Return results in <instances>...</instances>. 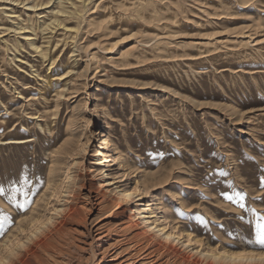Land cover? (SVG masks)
I'll use <instances>...</instances> for the list:
<instances>
[{
    "label": "rangeland",
    "instance_id": "374dc122",
    "mask_svg": "<svg viewBox=\"0 0 264 264\" xmlns=\"http://www.w3.org/2000/svg\"><path fill=\"white\" fill-rule=\"evenodd\" d=\"M34 1L47 0H0V220L13 221L0 257L65 202L81 221L44 264H174L132 238L143 230L132 208L152 202L190 247L234 251L237 264L260 253L250 240L264 217V0L77 1L72 28L48 33L53 59L7 29L10 8L34 27L54 18L57 0ZM117 190L133 194L125 208L108 201ZM237 193L244 209L226 199ZM176 246L200 264L230 262Z\"/></svg>",
    "mask_w": 264,
    "mask_h": 264
},
{
    "label": "bare ground",
    "instance_id": "6f19581e",
    "mask_svg": "<svg viewBox=\"0 0 264 264\" xmlns=\"http://www.w3.org/2000/svg\"><path fill=\"white\" fill-rule=\"evenodd\" d=\"M77 1H81L82 6L86 5V0H57L59 8L56 7L58 8V10H56L55 13L53 12L54 14H56L54 18H49L48 20L42 19V21H40V23L37 24L36 27L25 24L22 21V19L20 20L21 16L20 14L15 12L16 10H12L11 8L10 10H4V12L6 13L7 20L10 21V25L7 27V29L8 30L11 29L12 31L13 30L17 31L16 33L19 32V35H22V37L26 40L28 45L34 48L36 51H38L40 53L39 55H41L42 58L46 59L50 57L51 59H53V56L51 54L52 53L51 47H50L51 46L50 45L51 35L48 33L53 32V29L57 26L62 25L63 27H66V28L69 27L64 21L79 14L80 10L78 9L79 8L78 5L80 6V4H78ZM45 2H51V0H47ZM45 2L44 1L43 2L34 1L32 4H29V3H26V4H29L28 6L30 7L36 8L37 6H40L41 4H44ZM67 3H69V5ZM58 14L59 16L62 15L64 17L59 18ZM40 27L42 28L44 39L38 41L36 36H34L33 34H35V32L37 31V28H40ZM70 27L72 28V26ZM19 40H18V43L22 45ZM14 54L15 56H17L16 53H13V55ZM16 58H19V57L17 56ZM52 63L53 61L51 62V64ZM35 69L34 71H36ZM53 75L54 73L52 74L48 72L46 74V77H43V78H46V82L51 85L53 84L52 83L53 78H51V77H54ZM24 140L25 139L21 140L20 138L19 140H16V141H24ZM12 141L14 140L12 139ZM53 171L55 170L53 169ZM112 183L113 182L105 181L103 185L108 186ZM107 189H109V187H107ZM116 192L118 195L116 198L108 199V201L111 202L112 206L114 205L120 206V203H123L121 206L125 208L126 206L124 205V203L134 198L131 191H127V190L118 191L117 190ZM140 194H143V192H140ZM157 205H158L157 202H152V203L143 204L141 206H138L135 209L132 208V210L135 212L134 215L137 216L138 220L141 219L140 221L143 223V230L136 232L134 235H132V238H134V240L137 239L139 241L143 240V242H146L147 244H152V246L150 247L153 248L152 251H157L156 252L157 257L162 256L163 255L162 251H163L167 255H171L174 257L178 256V258L177 259L174 258V260H172L171 263L200 264L199 263L200 261L198 259H191V257L186 255L187 253L181 254L179 252L181 250H179V248L176 246V243H177V245L180 244L184 248H189L191 251L198 253V255L206 259V261L224 259L225 261L229 260L230 261L229 264H237L235 263L236 260L232 259V257H237V254L234 251L225 250L224 253L220 254L215 249L210 248L209 245L208 246L206 245V247L202 249L196 248L194 245L190 247L191 244H193V240H194V237L191 235V233L190 232L185 233L186 230H182V232H179V230L177 231L175 229L168 228L169 224L162 223L158 218V212H157L158 206ZM57 211H59L60 214L58 213L59 216L57 217L53 216L55 218H52L51 226H47V228L37 229L29 240L19 242L17 243V246L16 244H14L15 246H13L12 244L11 248H9L8 250H6L5 248L4 252L1 254V257H0V264H44V262L48 259L46 258L45 260V253L47 251H50V252L54 251L57 253L63 251L64 247L61 245L60 239H62V236L63 234L66 233V230H68V227L73 226L71 225L73 222L78 221L80 223L81 221L80 211L72 202H69L68 204L65 202V204L62 205ZM143 213H144V216L142 215ZM129 228L130 227H123L124 229L123 231H127ZM9 237L11 239L10 235L7 238L9 239ZM183 237H185L186 239L181 240V238ZM201 242H202V239H199V238L195 239L194 241V243H199V244H201ZM1 247L2 246L0 245V248ZM243 253L244 254L241 253L242 255L240 258L242 260V264H264V259H262L264 258V251H261L258 254L257 253L249 254L247 252H243ZM208 264H213V262H208Z\"/></svg>",
    "mask_w": 264,
    "mask_h": 264
},
{
    "label": "snow or ice",
    "instance_id": "6c2138e0",
    "mask_svg": "<svg viewBox=\"0 0 264 264\" xmlns=\"http://www.w3.org/2000/svg\"><path fill=\"white\" fill-rule=\"evenodd\" d=\"M4 193V189L0 188V195H2ZM9 200H11L12 198L9 196L8 197ZM227 200L232 201L233 203H237L238 206L241 209L245 208V204L242 202L244 197L243 195H241L240 193L236 194V198L234 199L233 196H227L226 197ZM252 212H255V209H249ZM239 220H243L244 217L240 216L238 217ZM256 223H255V238L254 240H250V243H254L256 245H259L260 249L262 251H264V217L261 216H257L256 217ZM7 224L9 227L12 225L13 221L10 218H3L2 220H0V237H2L4 234H6V230L3 225ZM251 223V222H249ZM233 260H236L237 257H232ZM264 259V258H262Z\"/></svg>",
    "mask_w": 264,
    "mask_h": 264
}]
</instances>
